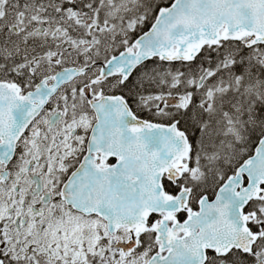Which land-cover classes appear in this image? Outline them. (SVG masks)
<instances>
[{
	"label": "snow or ice",
	"instance_id": "snow-or-ice-1",
	"mask_svg": "<svg viewBox=\"0 0 264 264\" xmlns=\"http://www.w3.org/2000/svg\"><path fill=\"white\" fill-rule=\"evenodd\" d=\"M0 264H264V0H0Z\"/></svg>",
	"mask_w": 264,
	"mask_h": 264
}]
</instances>
